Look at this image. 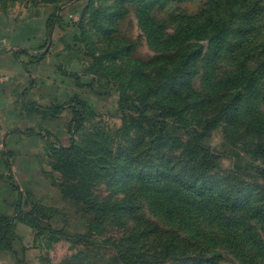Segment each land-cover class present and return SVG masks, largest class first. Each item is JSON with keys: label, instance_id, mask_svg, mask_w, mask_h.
Wrapping results in <instances>:
<instances>
[{"label": "rangeland", "instance_id": "obj_1", "mask_svg": "<svg viewBox=\"0 0 264 264\" xmlns=\"http://www.w3.org/2000/svg\"><path fill=\"white\" fill-rule=\"evenodd\" d=\"M52 13L38 50L79 74L49 94L77 100L73 165L22 198L0 181V218L45 214L34 231L0 224V264H264V147L240 123L245 137L204 126L238 50L259 68L248 100L264 120V0H0L9 32ZM190 42L205 47L186 66Z\"/></svg>", "mask_w": 264, "mask_h": 264}, {"label": "crops", "instance_id": "obj_2", "mask_svg": "<svg viewBox=\"0 0 264 264\" xmlns=\"http://www.w3.org/2000/svg\"><path fill=\"white\" fill-rule=\"evenodd\" d=\"M49 16L39 24L13 25L9 32L7 21L0 15V181L7 185V192H17L20 198L29 185L46 183L58 189L62 174L54 167V151L70 144L68 125L73 118L74 96L49 94L51 90L61 91L63 83L68 82L66 77L75 78L78 72L62 64V56L53 49L40 54L38 48L45 42ZM38 55L42 58L36 60ZM39 86L40 92L36 89ZM53 104L63 107L61 113L49 111ZM24 211L20 203L14 207V224L17 229L34 231Z\"/></svg>", "mask_w": 264, "mask_h": 264}, {"label": "trees", "instance_id": "obj_3", "mask_svg": "<svg viewBox=\"0 0 264 264\" xmlns=\"http://www.w3.org/2000/svg\"><path fill=\"white\" fill-rule=\"evenodd\" d=\"M48 26L52 27L55 24V13L50 14L48 18ZM214 29H218L219 33L214 34V36L210 39L211 42H219L222 43L224 42V31L227 29V25L224 23H219V24H214L212 26ZM190 39V38H189ZM197 46V49H194V47ZM204 45L203 44H196L193 42L188 43L184 48L180 49L179 51L181 52L182 56H184V53L186 54V66L188 64H191L192 62L195 63L196 58H198L199 55H201L204 51ZM226 47V46H225ZM190 53H188V50ZM237 50V49H236ZM234 50V51H236ZM233 53V52H231ZM211 56V51H206V54L204 56L209 55ZM214 56L221 55L220 51L213 52ZM261 57L264 58V51L259 54ZM213 57V56H212ZM252 57L250 54L246 52H241L238 50L237 54L234 55V60H237L238 62V68L235 71V74L229 78L227 82H225V87L223 90V93L221 95H218L217 98H213L211 101L214 104V115L209 116L204 119V126L206 129V134H208L212 129H214L216 126L219 125V123L223 120L226 119L227 122L229 123L228 128L232 131H235V133L239 135H243V137L246 136L244 132H239L240 128H244L246 133L253 135L256 138V146H263L264 147V120L260 122L258 118L252 117L250 115V110H251V102L248 100L249 96L253 94V97H256V91L258 88L259 81L261 78L259 77V74L257 70L259 68H254L251 64H249V61L252 60ZM42 58V55H38L35 57L36 60ZM263 68H261V73H263L264 77V60L262 62ZM184 71V67L182 69ZM192 70H186L184 72H187L190 74ZM184 74V73H183ZM230 76V75H229ZM82 85V84H81ZM85 85V84H84ZM83 86V85H82ZM216 88V86H214ZM171 92H173L175 89H177V86L173 85L168 88ZM198 98L204 100V102L208 98H204L202 96H199ZM250 99V98H249ZM77 101L76 99H72V103H75ZM83 102V101H82ZM246 103V105H245ZM245 106L244 112H241V106ZM50 112L54 114H59L61 113L63 107L60 104H53L51 107L48 108ZM243 109V108H242ZM72 112H73V118L70 121L68 125V132L70 135V144L69 147H63L59 150L54 151V160L55 164L54 167L57 171H59L62 174V180L63 182V177L66 176L70 170V167L73 165L70 162V155L73 153L74 148H75V136L74 132L75 129L77 128L76 122L80 118H78V113L76 110L75 104L72 106ZM241 114L244 115V117H249L250 122L244 123V122H239V116ZM240 123V128H236L235 130L233 129L236 127V125ZM255 123V125H254ZM245 124V125H244ZM244 126V127H243ZM241 130V129H240ZM260 142V144H259ZM60 182V183H61ZM28 212L24 211V218L28 222L29 225L32 227L39 228V223L41 220L45 217L44 212L43 213H38L37 220L32 217H28ZM22 219V215L20 216ZM0 224L4 225H15L13 217L7 219V218H0ZM14 228V226H13ZM127 240H126V246H127ZM221 255L220 253L217 254V256ZM215 257L209 254L207 256V260H213ZM251 264H263V262H258L256 259L252 258V263Z\"/></svg>", "mask_w": 264, "mask_h": 264}, {"label": "water", "instance_id": "obj_4", "mask_svg": "<svg viewBox=\"0 0 264 264\" xmlns=\"http://www.w3.org/2000/svg\"><path fill=\"white\" fill-rule=\"evenodd\" d=\"M51 43H52V34H51V31H50V32H49V43H48V45H47V47H46L47 50L49 49ZM15 49L24 50V49H21V48H18V47H16Z\"/></svg>", "mask_w": 264, "mask_h": 264}]
</instances>
